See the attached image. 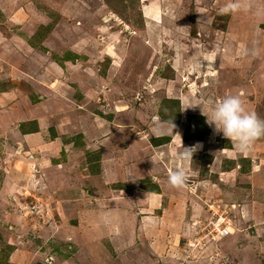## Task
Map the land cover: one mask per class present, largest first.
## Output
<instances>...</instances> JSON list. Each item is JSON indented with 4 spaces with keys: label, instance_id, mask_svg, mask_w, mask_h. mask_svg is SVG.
I'll list each match as a JSON object with an SVG mask.
<instances>
[{
    "label": "rangeland",
    "instance_id": "1",
    "mask_svg": "<svg viewBox=\"0 0 264 264\" xmlns=\"http://www.w3.org/2000/svg\"><path fill=\"white\" fill-rule=\"evenodd\" d=\"M190 2L191 0H0V27L3 31H15L20 26L19 22L24 23L25 20L27 24L29 20L31 26L43 25L44 46H52L54 49L59 46H89L85 52L91 56L101 55L89 67H72L69 63L70 69L66 73L62 72L60 77L65 85L58 80L52 84L56 88L57 85L64 86L71 95H64L63 100L45 98L42 101L45 108H41L48 112L50 110L48 116L52 118L43 128V137L48 141L56 138L58 148L54 154H57L58 161L47 160L44 163L42 160H35L43 157L40 151L30 148L31 153L19 154L20 150H15V146L6 147L0 142V187L10 186L15 190L13 195L7 190L5 202L1 200L5 198L0 194V264H109L110 261L115 264L107 256L102 239H97L101 237L100 225L106 221L97 220L100 219L101 212L91 215L87 208L89 203H85L94 194V186L98 187L100 182L96 180L90 183L85 177L80 179L82 177L79 172L82 169V174L88 173V163L84 164L83 147L79 144L83 143V139L92 142L94 138L87 135L88 139L85 138L78 127L99 139L105 138L109 131L113 134L110 129L116 128L117 135L113 139L117 142L116 147L123 148L131 143L130 146L140 147V150L143 146H147V150L152 147L151 150L159 156L165 152L168 158H177L189 151L186 147L199 144L198 149L205 144H177L176 133L179 130L180 137L189 141L197 139L196 134L203 132L206 127L205 133L199 138L201 141L208 138V150L209 146L214 147L211 140L219 137L220 133L212 134V127L203 113H209L212 104L225 95L238 94L248 110L264 119V49L258 46L260 52L257 59L254 58L253 65L250 56L255 53L254 46L251 50L243 46L238 55H235L237 50L231 49L233 46L223 45L225 40L222 35H218L220 29L226 27V19L222 16L219 18L220 14L216 13L205 26H198L203 22L200 20L201 23H196L193 16L195 4ZM59 10L67 12V16L63 14L66 19L59 20L62 16L58 13ZM27 17L29 19H25ZM34 38L37 39V35ZM104 46L108 47L105 51ZM201 48L209 49L208 55H205L206 52L201 54ZM12 51L14 49L11 48L9 53ZM105 52H109L114 58L103 57ZM221 52L228 61L221 60ZM74 55L72 52L71 56ZM53 57L60 56L53 54ZM103 79L106 81L103 82ZM76 82L84 87H78ZM11 84L7 82L5 85ZM15 84L23 90H29L28 84L13 83ZM189 104L195 106L185 107ZM108 108H111L112 113ZM177 112L180 113L178 120L177 114L175 115ZM164 119L173 121L167 122ZM185 120L196 136L186 137ZM79 121L80 125L77 127ZM92 124L98 128L94 130ZM119 127L126 128L120 136ZM143 128L146 131L140 130ZM128 129L132 134L138 131L137 140L144 142L140 145V142L133 144L127 141ZM155 136L166 139L158 147L151 146V138ZM217 139L216 144L233 149L220 154L221 157L216 159L214 154L211 155L210 159L214 157V161L210 167H204L209 158H205L208 155L203 150L194 151L192 156H188L189 164L198 170L196 176L200 178L194 185L196 198L193 204L200 202L199 198L205 200V194H213L207 201H203L204 204L206 202L205 205H199L203 216L194 214L195 211L189 212L193 194L189 189L187 193L182 188L187 186L186 182L181 189L170 184L164 185L162 202L167 207L165 218L155 219L151 214L141 218L132 214L131 218V252L138 250L147 255V258L149 255L151 260L144 259L143 263L126 253L131 261L129 264H177L178 260L182 264L187 255L195 256V253L203 258V248L210 242L209 239L213 240L208 230L213 220L217 217L221 220L224 218L227 234H234L242 226L240 213L236 212L238 209L235 210V207H239L235 204L250 203L251 199L258 204L264 202V182L260 176L264 170V159L258 144L252 145L248 153L244 152L249 156L244 160L228 138ZM258 139L264 140V137ZM74 142L79 144L76 146ZM65 143L67 146L63 145ZM104 146L107 145L98 146L92 151L98 159ZM170 146L180 148L176 155V150L171 152ZM87 147L84 149L88 150ZM212 152H215L214 149ZM114 153L115 151L113 156ZM27 158L33 159V162ZM251 159L253 164L254 160L263 162H257L251 169ZM119 162L122 164V161H117L116 167L112 165L111 173L114 177L108 184H115L116 187H112L115 190L120 187L118 182H122L120 179L123 169L118 166ZM173 163L175 159L172 160L171 164ZM92 164L99 165L98 162ZM239 167L244 172L251 169L244 180L235 178L234 174ZM17 170V180L6 178L3 181L5 173L10 171L11 175ZM167 172L170 173V169ZM222 176L226 182L219 179ZM193 183L190 182L191 188ZM206 185H209L208 190L204 189ZM45 188L48 190L46 193ZM68 188H71L72 194ZM115 190L113 193L117 192L116 201H120L118 191ZM64 193H69L67 198ZM128 193L122 203H128ZM99 195L98 191L92 198ZM175 197L179 202L184 201V208L180 204L176 208ZM68 198H73L80 205L83 202L81 206H77L80 207L79 211ZM15 203L16 209L13 208ZM150 207L149 205L150 210L144 209L155 213ZM192 213L193 216L190 217ZM138 223L142 230L149 226V231H145L144 236L137 235ZM194 223L197 226L195 230ZM197 235L201 237L198 239ZM90 238L96 240L91 241ZM85 240L86 243L82 245ZM100 249L102 252L97 254ZM120 260L123 261L121 264H127L123 256Z\"/></svg>",
    "mask_w": 264,
    "mask_h": 264
},
{
    "label": "crops",
    "instance_id": "2",
    "mask_svg": "<svg viewBox=\"0 0 264 264\" xmlns=\"http://www.w3.org/2000/svg\"><path fill=\"white\" fill-rule=\"evenodd\" d=\"M190 3L195 4L194 10H192L196 23H201L199 22L201 20L203 24L198 26H205L204 24L209 22L210 18H214L216 13H218V9L226 3V0H191ZM240 5L241 7L238 11L224 14V16L222 14L218 16L219 18L220 16H222L226 19V27L220 29V34L218 35H222L221 37L225 40L223 42V45L233 46V48L231 49L237 50L235 52V55H238L239 50L243 48V46H245L246 49L250 48V50L254 46L255 53H252L250 56L253 60V65L254 58L257 59V54L258 52H260L258 46H262V48L264 49V0H240ZM59 11L60 12L58 13L62 15L59 20L62 21V19H66L63 18V14L67 16V12H64L62 10ZM25 19H29V17ZM25 23V20L24 23L19 22L18 24H20V26L17 27L15 31L11 32H7V29L3 31V29L0 27V142L6 147L15 146V150H20L19 154L23 152L31 153L32 150H35L37 152L40 151L43 154V157H37L35 158V160H42L44 163H46L47 160H53L54 162H56L58 161L57 154H54L58 148L56 138L54 140L48 141L43 137V128L44 126H47L49 124V121L50 119L52 120V118L48 116V114H50V110L48 112L44 111L41 108H45L42 101L46 99L63 100L64 95H71V92L69 93L68 90L64 88V86L62 87L57 85L56 88L55 84H52L56 80H58L60 82L62 81V85H65V82L60 79V77H62V72L66 73V71L68 72V70L70 69V67H68L69 63L73 65L72 67H89L90 65H92V61H94V59L98 61L101 55L92 54L91 56V54L85 52V50H87L89 46H76V48L70 46H59L57 47V49H54L52 46H44L42 42L45 38V35L42 34V32H45L44 27L42 28L43 25L38 26L34 24L31 26L29 20L27 21V24ZM45 23L43 24L45 25ZM101 27H103V24L101 25ZM34 32H36L35 35ZM33 35L34 37L37 35V39H35ZM11 48L14 49V52L12 51L11 53H9ZM107 48V46H104L103 50L105 51ZM200 50L201 54L206 52L205 55H208L207 53L209 49L201 48ZM111 51L114 52L113 49ZM196 51L197 49L195 48V52ZM72 52L75 53L74 56H71ZM94 52L96 51L94 50ZM53 54L60 57L54 58ZM221 54V60L228 61L224 58L223 52H221ZM105 56L108 59L114 58L111 54H109V52H105L103 54V57ZM226 63L228 64V62ZM221 64L223 65V63ZM23 80L25 81L23 82ZM105 81L106 80L103 79V82ZM7 82L12 83L11 86L5 85L7 84ZM13 83H20L23 85L28 84L29 86L27 87L29 88V90H23L17 84L13 85ZM76 84L80 88L84 87L78 82H76ZM60 88H62L63 90H60ZM38 107L39 110H37ZM108 109L112 113L111 108ZM40 110H43V112H41ZM117 112L119 111L117 110ZM108 118H110V116ZM78 125H80V121L78 122L77 127ZM92 126L94 130L98 128V126L95 124H92ZM77 129H81L80 132L85 136V138H94L92 142L86 141L84 139L83 143L81 144H79V142H74V144L76 143V146L77 144H79V146L81 145L83 147L84 164L88 163V173L82 174L84 172V170L82 169L79 172V175L80 177H82L80 178L81 180H83V177H85L89 179L88 181L90 183L95 182L96 180L100 182V185H98V187L94 186V194H91V197L88 198V201L85 203H89V206L87 208H89V212H91V215L94 213L96 214V212H101L102 214L99 217L100 219L97 220L106 221L105 224L103 223L100 225L102 227L101 231H99L101 233V237L97 239H102L101 241L107 251V256L111 258V260H113L115 264L123 263V261L120 260L122 256L126 259L125 261L127 264L131 263V261L128 260L126 253L131 255V258H134L135 260L137 258L140 262L143 261V263L145 262L144 259H150L149 255L147 258V255L145 256L138 250L133 253L131 252L132 250L130 248L132 247V234H130L129 232L133 227L131 218L132 214L136 215V217L139 218L143 216H150L149 214H151L155 219L162 220L165 218V215L167 214V207H164V202H162V199H164L165 195L163 192V186H167L169 184V173L167 172L168 169H170L171 172L174 169L182 168L185 170L188 182L186 180L187 186L185 185L186 187L184 186L182 188L184 190H187V193L189 189L190 193L192 192L191 194H193V200L191 201L192 205L189 209V212L195 211L194 214L203 216L199 205H205L206 202L204 204L203 201H207L208 197L213 194H205V200H201L199 198L200 202H198L197 204H193L196 198L194 193L196 187L194 188V185L197 183V181H200V178L196 176V171L198 173V170L194 168L192 164H189V158H185L184 156H182L183 153L177 158H168L165 152L161 156L157 155L154 150H151L153 149L152 147L150 148V150H147V146H143L144 148H141L140 150V147H133V145L130 146L131 143H127L128 145L124 146L123 148L116 147L118 146L117 142L113 141L114 136L117 135L116 128L110 129L113 134H111V132L109 131V133L103 139H99L98 137L93 136L91 133L89 134L88 132H83L82 128L80 127H78ZM123 129L126 128L123 127L122 129H120L119 127V136L121 135ZM130 129L127 130L126 140L132 142L133 144L135 142H140L139 144L141 145L144 141L142 142L141 140H137L139 139L138 131H136V134H132ZM140 130L146 131L145 128ZM179 133L180 130L176 133V140L178 141L177 144H190L189 142H205V144H202L204 147L195 150L197 152L203 150V152L208 155L205 158H209V160L204 165V167H210L214 161V157L215 159L219 158L221 157L220 154H225L227 153L226 151L233 149L231 147L229 148L226 145L216 144L217 138L224 137L222 134H219V137H215L216 139L214 137V139L212 138L213 140L211 141H213L214 147H212L211 145L209 146L210 149L208 150L207 145H210L208 138H206L205 141H201L200 139L186 141V138H181ZM212 134H214V132H212ZM140 137L142 139L144 138V136ZM169 140L170 139H168L167 141L169 142ZM229 141L230 143L235 144L233 140ZM107 143L113 144V146ZM256 143L258 144V147H260V149L264 151V140L257 139L253 145L256 146ZM63 145L67 146L66 143ZM103 145L107 146L101 148L102 152H100V158L98 159L92 151L97 149L98 146L103 147ZM152 145L158 147L159 145H161V143H153L151 144V146ZM86 146H88V150L84 149V147ZM170 148L172 149L170 150L171 152L176 150L175 155L180 149H178L177 146H170ZM212 149H214L215 152H212ZM114 151L115 153L113 156L112 154ZM262 151L260 153L264 159ZM237 153L238 155H240V158L244 160H247V158H249L246 153ZM213 154L214 157L210 159L211 155ZM9 158L10 157H6V159ZM173 159H175V163H173L175 164V167L173 164H171ZM28 161L33 162V159H29ZM117 161H122V164L119 162L118 166H120L123 171L122 178L120 179L122 182H118L119 184H117L120 187H118L119 189L115 190L114 188H112L116 187L115 184H108L110 183V181H112V177H114V175L111 173L112 165H115L116 167ZM92 162H98L99 165H93ZM254 162L257 165V162L262 163L263 161L254 160ZM90 164L93 166H91ZM255 164H253V161L251 159L250 168L253 169ZM259 166L262 167V164H259ZM45 168L46 167H44V169ZM251 169L248 172H251ZM248 172L241 171V168L239 167L237 173H235L234 175L236 179L238 178L244 180L246 179V176H248ZM261 174L262 175L260 176L263 177L262 179L264 182V170L261 172ZM6 178L17 180L19 178V171L17 170L13 174L11 173V175L10 171L9 173H5V176L3 177L4 182L6 181ZM45 178L46 180H48L46 176ZM45 178L43 180H45ZM219 179L225 181L223 176ZM205 181L208 180L206 179ZM190 182H194L192 184V188L190 186ZM136 183H138V185H136ZM129 184L131 185L128 186ZM50 185L57 188V186L55 185ZM208 188L209 185H206V188L204 189L208 190ZM68 189L70 191V194H72L71 188ZM128 189L130 190L127 191ZM7 190L12 195L15 191L10 186H8L7 188L0 187V194L5 198L4 200H1L4 202L6 201L5 196L7 194ZM113 190L118 191L120 201H116L118 199L116 196L117 192L113 193ZM98 191L100 195L94 196L92 198L93 195H96V193L98 194ZM126 191L129 192L128 195H130V197L128 203L125 204L121 201L124 202L127 196ZM44 192L46 193L48 192V190H46L45 188ZM206 192L207 191H204V193ZM68 194L69 193H64L65 198H67ZM252 194L254 195V192ZM78 198L79 197H77V200ZM136 199L137 201H135ZM73 200V198L70 199L71 204H73L75 208L78 209L77 211H79L80 207L77 206H81L83 202H80V205L78 202L76 203L75 200ZM175 202L176 208H178L179 204L180 206H182V208H184V201L179 202V200L175 197ZM149 205L151 206V209L155 210V213H149V211H146L144 209H149ZM235 205L239 207H235V210L238 209L236 212L240 213L242 219L240 224L242 226L239 229L235 230L236 233L227 234L213 240L209 239L210 242H207V245L203 248L205 250L203 252V258L197 256L196 253L195 256H191L189 254L182 264H264V202L258 204L257 201L254 202V200L251 199L250 203L244 202L237 203ZM13 208H17L16 203ZM131 211L133 212L131 213ZM192 216L193 213L190 217ZM125 218H127V221ZM137 225H139V223ZM196 227L197 226L194 223L193 230H195ZM122 230H124V232ZM145 231H149V226H145L142 230L139 225V234L137 235L144 236ZM135 232L136 230H134L133 234H135ZM200 237L201 235L198 236V239ZM90 240L95 241L96 239L94 240L93 238H90ZM83 243H86V240L81 244L84 245ZM101 250L102 249L98 250L97 254L98 252L101 253ZM152 250L153 249H151V251ZM106 251L103 250V252ZM196 251L198 252V250ZM157 252L158 251H154V253ZM119 256L121 257L119 258ZM109 264L113 263L110 261ZM177 264H180L179 260L177 261Z\"/></svg>",
    "mask_w": 264,
    "mask_h": 264
},
{
    "label": "clouds",
    "instance_id": "3",
    "mask_svg": "<svg viewBox=\"0 0 264 264\" xmlns=\"http://www.w3.org/2000/svg\"><path fill=\"white\" fill-rule=\"evenodd\" d=\"M240 7V0H226V3L218 9V13L236 12ZM190 106L195 105L189 104L185 107ZM203 114L213 132L233 140L240 153L250 151L254 142L258 138L264 137V119L259 118L255 112L248 110L238 94L225 95L212 104L209 113ZM197 147L199 144L186 147L189 151L185 152L183 156L185 158L192 156ZM186 180V172L182 168L174 169L168 176L169 184L176 188L182 187Z\"/></svg>",
    "mask_w": 264,
    "mask_h": 264
},
{
    "label": "built area",
    "instance_id": "4",
    "mask_svg": "<svg viewBox=\"0 0 264 264\" xmlns=\"http://www.w3.org/2000/svg\"><path fill=\"white\" fill-rule=\"evenodd\" d=\"M221 219L218 217L212 221V226L208 229L210 234V238L215 239L216 237L224 236L228 233L226 228V221L224 218L221 220V223H219ZM219 223V224H218ZM217 229V230H216ZM215 237V238H214Z\"/></svg>",
    "mask_w": 264,
    "mask_h": 264
},
{
    "label": "trees",
    "instance_id": "5",
    "mask_svg": "<svg viewBox=\"0 0 264 264\" xmlns=\"http://www.w3.org/2000/svg\"><path fill=\"white\" fill-rule=\"evenodd\" d=\"M177 114V115H176ZM162 115H163V113H162ZM175 115H176V118H177V120L180 118V113L179 112H177V113H175ZM175 119V118H174ZM164 120H166V119H164ZM167 122L168 121H173L172 119H167L166 120ZM185 124H186V126H185V134H186V137L188 138L190 135H193L192 134V132L193 131H190V127L191 126H188V124H187V120H185ZM205 125V124H204ZM193 129V128H192ZM199 129V128H198ZM205 131H206V127H205V130L203 131V132H199V134H196V135H198V136H196V135H193V136H196L197 137V139H200L199 137L200 136H202L204 133H205ZM195 138V137H194ZM152 140V142L153 143H155V144H157V143H163L164 142V139H166V138H164V137H155V139L154 138H151Z\"/></svg>",
    "mask_w": 264,
    "mask_h": 264
}]
</instances>
